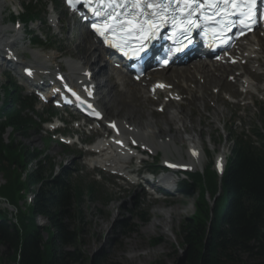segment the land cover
Masks as SVG:
<instances>
[{"label": "rangeland", "instance_id": "rangeland-1", "mask_svg": "<svg viewBox=\"0 0 264 264\" xmlns=\"http://www.w3.org/2000/svg\"><path fill=\"white\" fill-rule=\"evenodd\" d=\"M14 1L15 7L13 8L9 5L3 12L2 23L4 26L9 27V29L11 28V30L14 29V26L10 22L13 13H16V15L21 14L23 12V5L31 0ZM57 1L58 0H44L43 2L38 3L39 7L43 5L44 2L48 3V25L50 26L51 16H54L55 18L57 16L61 18L63 17L62 11L60 10L53 15L51 14L52 5ZM50 26L49 31L48 28L40 26L39 24L31 26L34 27V29H36L44 39H47L48 37L47 46L45 48L36 49L31 47L29 41L30 39L28 37L22 42V44L16 47V50L19 53V58L21 57L20 59H25L24 62L26 64H31L33 62L32 57L29 55L30 50L48 54L56 53L59 56V61L57 62L59 64L63 61L66 63V61L71 59L84 56L85 50L83 49V46L85 44L95 46L91 36H87L83 30L73 29L72 33L69 31L68 33H63L57 36L58 30L51 29ZM261 51L263 52L262 47ZM95 53L96 51H93V54ZM66 58H69V60ZM92 59L96 60V54L90 57V60ZM76 61L80 63L79 60ZM97 67V62H95V65L92 68V73L94 72L93 69L95 70ZM188 69L193 71L192 67H188ZM21 71L22 69H19V72ZM97 72L98 68L95 73ZM167 75H170V82L174 85L175 78H171L174 74L171 75L170 73ZM8 76L13 83L19 82V75L17 73L8 74ZM5 77L7 76L0 72L1 84L6 83ZM251 77L255 81H263L257 73H252ZM216 79L221 80L220 78ZM114 81L116 82L113 77V80L109 84L113 86ZM100 82L98 81V84ZM225 83H227L226 80ZM227 84L229 89H224L222 87V90L219 88L215 89L217 86L214 87V83L210 85L213 89H215L212 90V93H214L212 96L214 97L217 93L219 94V97L217 98L218 106L211 102V99L205 100V104L207 103L208 105L207 110L202 109L201 104L195 106L192 103V105L189 106L190 92L198 84L187 83L186 87L181 88L178 92L184 98L182 103L183 107L178 109L175 106H179V104H171L168 107L166 105V114L160 115L156 111L161 103L158 105H151L150 109L145 104L148 102L138 101L133 104L134 109H136L134 119L143 122L144 125L140 126L142 128H148V130L154 132L162 130L168 131V126L164 125L167 121V115L169 113H174L178 109L180 120L170 124V127L172 129H180L182 137V139H180L181 141H184V143L180 145V153H170L168 159L176 161L182 155L183 158L188 160L186 157V149L188 147L187 143H189L188 139H191L193 142L198 144L197 147L206 151L207 154L206 157H204L202 166L195 169L194 172L201 171L205 173L209 164L215 161L217 155H224V158L225 156H231L233 143L230 141V134L236 136L240 135L242 131H246L251 136V129L256 127L264 129L263 101L254 96V99L257 100L256 102L259 103L253 106L248 105L249 107L246 105L242 106V104H237L236 106L235 104L232 105L227 102L225 103L222 96L224 93L221 94V91L228 90V93L231 96L240 95L235 91L234 86L229 83ZM261 85H263V82L258 83L259 87ZM254 87L257 88L256 85H254ZM177 88L180 89L179 87ZM177 88L173 86L174 90ZM121 90V87H112V92H114L115 95L114 100H121L123 97V94L119 93ZM24 94L23 96H25ZM248 94L250 93H246L245 98ZM185 95L188 96V99ZM30 102H32V100H30ZM98 106L105 112L108 120L122 121L123 123L126 119L125 121L129 124H133V126L136 125L134 121L125 118V114L113 105H108V108H103L101 104ZM171 106L173 107L172 109H170ZM37 110L40 111L39 106H35V111ZM214 112L221 113L216 122L213 120ZM190 119H192L191 122ZM202 120H206V122L201 123ZM236 121L238 122L235 124ZM158 127H160V129H158ZM172 133L178 134L177 131ZM5 134V143H9L10 138V142L14 141L18 144H23V146L31 150L36 149L45 152V156H47L56 166L55 175H60L62 170L66 169L72 173V179L82 186L87 187L91 184L95 185V195L93 197L85 196L83 202L78 207V213L81 214L80 219H74L70 223V225L76 226V228L80 230V235L83 240L81 252L93 263L182 264L185 261V254L182 250H180V244L181 234L183 228L185 227V223L192 218L199 217L197 208L204 207L206 202H208L212 208L214 207V202L207 196L205 189L202 188L201 190L195 186H193L194 189L191 190L187 197H183L184 199H182V202L171 204L170 201H166L164 203H159L157 200L152 199L151 195H149L151 192L146 188L145 190L141 187H132L127 183L117 181L108 175L97 174V172L90 171L89 167L86 166L88 157L84 154V150L81 151L82 153H77L79 148L74 146V149H71L70 152H68L56 142L46 146V137L41 129H33L28 133L27 138L19 135L13 136L10 130L6 131ZM168 134L169 133L167 132L160 133L158 142H164L167 139L170 140V138H165ZM165 159L166 157L164 154L160 152L156 160L150 159L149 162L152 164L159 162L161 164V162ZM31 168L33 169V167ZM136 168L134 169L136 170ZM144 168L150 169V167L146 166ZM6 188H10L12 190L10 183H6L5 178L2 176V173H0V191ZM17 188L18 186L14 185V195L12 193L9 197V199H12V203L0 197V211L2 213H7L9 217H12L15 224H18L17 221L18 219H21L20 216L22 213L28 214V207L31 206V200L33 198V194L31 195V193H27V191L25 192L23 189ZM175 197L178 196L175 195ZM156 212L161 215L160 218H157L158 216L156 215ZM141 217H143L144 220H142ZM166 219L170 221L169 225L167 224ZM152 221L158 222L161 227H159L156 231H153L154 233L151 232L150 234L146 232V229ZM37 224L40 227H47V222L43 219H38ZM125 225H127L126 228L124 227ZM43 236L45 240L48 239V235L46 233ZM4 252V248L0 246V258ZM131 256L139 258L131 262ZM8 261L9 260L0 261V264H9ZM247 264L255 263L253 261H247Z\"/></svg>", "mask_w": 264, "mask_h": 264}, {"label": "trees", "instance_id": "trees-1", "mask_svg": "<svg viewBox=\"0 0 264 264\" xmlns=\"http://www.w3.org/2000/svg\"><path fill=\"white\" fill-rule=\"evenodd\" d=\"M36 13L25 8L23 21L38 20ZM4 89L7 104L11 99L16 103L15 87L7 85ZM21 110L12 105L0 111V173L12 186V190L0 191V197L12 203L9 197L14 195L17 185V189L31 192L34 199L28 214L22 213L18 224L0 211V246L5 250L0 261L98 264L82 254L80 230L70 225L74 219H80L78 207L85 196L95 195V188L75 183L65 170L55 175L56 166L45 152L14 141L5 143L3 136L8 128L12 127L13 136L27 138L29 130L36 127L31 119L22 116ZM255 135L258 145L246 135L230 138L233 147L221 179L210 168L205 175L192 176V185L204 188L214 207L206 202L204 207L197 208L199 217L185 223L180 244L185 254L182 264H264V135L259 131ZM38 219L45 220L48 226L40 227Z\"/></svg>", "mask_w": 264, "mask_h": 264}, {"label": "bare ground", "instance_id": "bare-ground-1", "mask_svg": "<svg viewBox=\"0 0 264 264\" xmlns=\"http://www.w3.org/2000/svg\"><path fill=\"white\" fill-rule=\"evenodd\" d=\"M14 4H15L14 0H0V56H3V61H5L4 65L7 64L8 66L9 64L11 66L10 69L16 72L19 66H23V62H20L19 53L16 50V47L22 44L23 42V32L21 30L15 31L13 28H12L13 30H11V28L9 29V27L4 26V24L2 23L4 10L9 5L14 8L15 7ZM50 20L52 21L53 25L56 24L54 17H50ZM87 34L91 36L89 33ZM247 47L248 48L242 52L240 63L242 61H245L247 65L251 66V68H254L255 65H258V67H256L255 70L256 71L261 70L264 67V64L261 63L260 61V56L262 52L261 42L259 40H255L254 38H251L250 44H248ZM83 49L85 50L84 56H80L76 58L77 60L80 61V64L75 63L73 61L74 59L66 61L65 67L69 72L68 75L64 76L66 78V81L70 83V85H72L73 88H78V89H83V86L94 85L98 92L97 94L98 99L96 101V105L98 108H100L98 106L99 104H101L103 108L107 107L108 105H113L115 108H118L121 112L125 114L124 116L125 118L134 121L135 124L138 126L136 125L133 126V124L132 125L129 124L128 122L125 121L126 120L125 118L123 123L122 121L120 122L116 120H108L107 118H105L103 121H105L106 124L115 123L117 125V128L121 131V134H123L122 136V138H124L123 140H126L129 144L131 142H137L140 147H146L147 152L152 151L151 154L158 155L160 152H162L166 157L167 162H173L168 159L169 154L170 153L173 154L174 152H177L179 154L181 149L180 145L183 144L184 141H181L182 137H181L180 129L179 128L172 129L170 127V124H173L180 120L178 109L183 107L182 103L184 98L174 97L172 99L173 102L171 104H175V105L179 104V106H175L178 109L174 113H169L167 115V121L164 123V125L168 126V131L162 130V131L154 132L148 130V128H142L140 126L144 125L143 122L134 119L136 109H134L133 104L138 101L149 102L150 99L149 89L144 91L142 86V83L146 82V80L142 81L140 84H136L132 81L131 78L129 79L127 75H124V72L122 70L113 69L114 64L111 61V59L108 58L106 52L102 50L100 46H96V44L95 46L85 44L83 46ZM93 51H96L95 53L96 60L93 59L90 60V57H92V55H95L93 54ZM31 56L34 61L33 66L32 67L24 66L23 70L24 69L32 70L34 72V77L36 79L38 78L40 79L41 76L44 75L50 76L51 73H54L51 70V66L55 64L58 58L56 54H43L40 52L31 51ZM95 62H97L98 65L97 67L98 72L95 73L97 69L95 68V70L93 69L94 72L92 73V68L95 65ZM188 67H192L193 71H190ZM59 68L61 69L62 66L59 65ZM170 68L171 67H169L167 70H170ZM231 69L232 67L219 66L211 61L202 60L195 62L192 65L180 67L179 69H177L178 71L174 73L172 77L175 79H180L186 83L198 84L190 92L189 106L192 105V103L195 106L201 104L202 105L201 108L207 110L208 105L207 103L205 104V100L211 99V102L215 103V105L218 106L217 98L219 97V94L217 93V95L213 97L212 95L214 93H212L213 92L212 90L218 88L222 90V87L224 89H229L228 84L225 83L226 80L225 77L227 76V71H230ZM2 70L3 69H0V72H2ZM165 71L166 70L162 72ZM162 72L148 73L144 79L153 78L156 80L155 83L163 82L166 83L168 86H171L170 84L165 82L163 75H161ZM54 74L58 75V72H55ZM90 74L91 76H89ZM113 74L117 75V81L116 82L114 81L113 86H111L109 83L113 80ZM21 78H23V76ZM90 78H91V82H90ZM216 78H220L221 80H217ZM235 79L237 82L236 84H239L240 87L243 88L247 93L258 91V89L254 87V84L251 80L240 81L237 77ZM98 81L101 84L100 83L98 84ZM212 83H214V87L217 86V88L213 89L210 86ZM112 87L113 88L122 87V90L119 91L120 94H123L121 100L118 101L114 100L115 95L114 92H112ZM172 91H174V89H172ZM172 91H167V94L165 96L168 97L170 93H173ZM220 115H221L220 112H214L213 120L216 122ZM191 120L192 119H190V122ZM203 122H206V120L204 121L202 120L201 123ZM158 129H160V127H158ZM174 131H177L179 135L176 133H172ZM162 132L169 133L167 135L168 137L165 136V138H170V140L167 139L166 141L160 144L158 140H159V135ZM188 142H189L187 143L188 148L186 149V157L188 160L183 158L182 155L180 154L181 155L180 159L174 163L181 164V166H189L190 168L193 166H200L203 161L204 153L203 151H201V148L197 147L198 146L197 143L193 142L191 139H188ZM93 153L100 155L97 160L93 161L94 164L96 165L105 164L106 166H113L115 167V171H117L119 175H125L127 173L128 174L130 173L128 168H126L125 166L129 164L131 159H127L124 162L123 161L118 162L116 159L117 155H112L111 153L107 155L106 154L101 155L100 153L103 152H96V151ZM130 155H135V153L131 152ZM216 163H217L216 168L218 169L219 173H222L223 168L225 166L224 155L218 156L216 159ZM156 215L158 216L157 218L161 217V215L158 212H156ZM156 221H152L149 224V226L146 229V232L151 234V232L156 231L159 227H161L160 224ZM166 221L167 224L169 225L170 221H168L167 219ZM138 258L139 257L131 256L130 261L133 262L135 261V259Z\"/></svg>", "mask_w": 264, "mask_h": 264}, {"label": "snow or ice", "instance_id": "snow-or-ice-1", "mask_svg": "<svg viewBox=\"0 0 264 264\" xmlns=\"http://www.w3.org/2000/svg\"><path fill=\"white\" fill-rule=\"evenodd\" d=\"M172 0H167V3H171ZM179 2V0H177ZM185 7L191 8L192 3L195 2V0H183ZM221 2V0H217L216 3H213L211 7H217V3ZM69 6L72 5L73 0H68ZM141 3H147V0H136L135 3H133V8H139L141 6ZM223 6L225 9L231 8V12H226L227 15H239L241 17V25L243 27L250 28V25L256 22V12H257V4L258 0H222ZM149 8L152 7H161V5H154L149 3ZM166 8V5H165ZM153 15L159 16V13H153ZM162 18V17H161ZM130 26V32L136 31L141 34L142 40L149 39V33L154 32L155 25L149 24L148 21H144L140 23L139 25L134 24L131 20L126 22ZM193 24L192 21H189V26L191 27ZM123 27V25H121ZM184 31H187V29H184ZM100 35H104V32H100Z\"/></svg>", "mask_w": 264, "mask_h": 264}]
</instances>
